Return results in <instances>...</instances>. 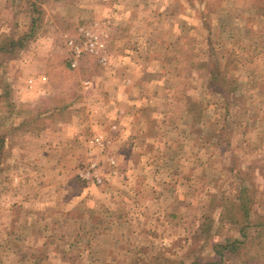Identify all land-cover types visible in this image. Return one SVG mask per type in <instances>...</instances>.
Masks as SVG:
<instances>
[{"label":"rangeland","instance_id":"374dc122","mask_svg":"<svg viewBox=\"0 0 264 264\" xmlns=\"http://www.w3.org/2000/svg\"><path fill=\"white\" fill-rule=\"evenodd\" d=\"M0 264H264V0H0Z\"/></svg>","mask_w":264,"mask_h":264},{"label":"built area","instance_id":"2783aa9c","mask_svg":"<svg viewBox=\"0 0 264 264\" xmlns=\"http://www.w3.org/2000/svg\"><path fill=\"white\" fill-rule=\"evenodd\" d=\"M81 34L85 37L86 43L84 44V48H80V46L75 45L74 41H69V46L74 50L75 53L80 54V52L86 50L89 53H95L98 45V38L87 29H80Z\"/></svg>","mask_w":264,"mask_h":264},{"label":"trees","instance_id":"16d2710c","mask_svg":"<svg viewBox=\"0 0 264 264\" xmlns=\"http://www.w3.org/2000/svg\"><path fill=\"white\" fill-rule=\"evenodd\" d=\"M32 35V32H30L28 35H26L25 37H23V38H21L20 40H18L17 41V43L16 44H22V43H24L25 41H26V39L28 38V36H31ZM3 49H5V47H3L2 48V50ZM242 198V197H241ZM245 207V206H244ZM244 211H246V209H244ZM241 243V241H239V240H234L233 242H231V243H229V244H227V245H218V246H216L215 248H217V249H230V251H235V250H237V248H238V245Z\"/></svg>","mask_w":264,"mask_h":264}]
</instances>
